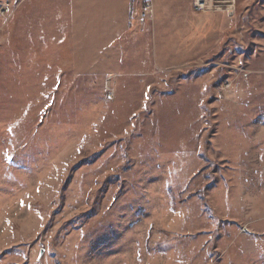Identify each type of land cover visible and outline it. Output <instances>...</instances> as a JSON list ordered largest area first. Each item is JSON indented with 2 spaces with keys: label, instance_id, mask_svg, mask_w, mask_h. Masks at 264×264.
Wrapping results in <instances>:
<instances>
[{
  "label": "rangeland",
  "instance_id": "obj_1",
  "mask_svg": "<svg viewBox=\"0 0 264 264\" xmlns=\"http://www.w3.org/2000/svg\"><path fill=\"white\" fill-rule=\"evenodd\" d=\"M206 1L0 0V264H264V0Z\"/></svg>",
  "mask_w": 264,
  "mask_h": 264
},
{
  "label": "built area",
  "instance_id": "obj_2",
  "mask_svg": "<svg viewBox=\"0 0 264 264\" xmlns=\"http://www.w3.org/2000/svg\"><path fill=\"white\" fill-rule=\"evenodd\" d=\"M194 7L198 10L204 11L208 8V4L206 0H194ZM150 8L149 4H145L143 7V14L144 12H149Z\"/></svg>",
  "mask_w": 264,
  "mask_h": 264
}]
</instances>
